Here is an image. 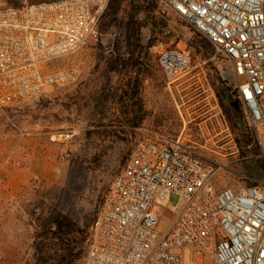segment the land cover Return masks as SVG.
<instances>
[{"label":"built area","instance_id":"built-area-1","mask_svg":"<svg viewBox=\"0 0 264 264\" xmlns=\"http://www.w3.org/2000/svg\"><path fill=\"white\" fill-rule=\"evenodd\" d=\"M109 1L0 0V111L79 82L76 67L57 63L99 39ZM157 1L229 62L233 99L264 163V0ZM151 53L168 85L190 72L188 52L171 41ZM129 130L132 146L89 226L82 264H264V179L216 190L190 135Z\"/></svg>","mask_w":264,"mask_h":264},{"label":"rangeland","instance_id":"rangeland-1","mask_svg":"<svg viewBox=\"0 0 264 264\" xmlns=\"http://www.w3.org/2000/svg\"><path fill=\"white\" fill-rule=\"evenodd\" d=\"M99 35L97 41L57 63L59 68L79 70L75 86L48 89L0 111V151L33 150L47 164L46 180L33 178L36 194L29 215L16 223L13 244L3 249L0 264H37L40 247L55 244L58 249V235L49 229L57 216L88 231L132 146V139L120 138L117 131L126 111L132 110V99L122 96L128 76L130 83L135 77L139 81L137 98L149 122L146 127L168 136L181 131L190 135L211 168L213 188L238 190L263 179L264 171L258 167L263 163L261 148L241 109L230 101L229 62L185 20L157 0H113L100 21ZM158 40L171 41L191 59L190 72L170 85L151 53ZM176 202L171 196L168 205ZM169 221L165 211L162 227ZM187 254L194 262L201 258L195 251ZM70 261L63 264H82L83 259ZM47 264H58V259Z\"/></svg>","mask_w":264,"mask_h":264},{"label":"crops","instance_id":"crops-1","mask_svg":"<svg viewBox=\"0 0 264 264\" xmlns=\"http://www.w3.org/2000/svg\"><path fill=\"white\" fill-rule=\"evenodd\" d=\"M147 123L144 120L141 127L150 128ZM36 176L40 181L47 178V164L41 155L33 150L0 151V260L3 249L13 244L16 223L29 215L28 207L36 194L31 183Z\"/></svg>","mask_w":264,"mask_h":264},{"label":"trees","instance_id":"trees-1","mask_svg":"<svg viewBox=\"0 0 264 264\" xmlns=\"http://www.w3.org/2000/svg\"><path fill=\"white\" fill-rule=\"evenodd\" d=\"M4 1L12 5L18 4V0H4ZM112 4H113V0H110L108 7L111 6ZM150 21L153 27H157V22L154 20L153 17H150ZM130 80L131 77L128 76V79L125 83L126 89L123 92L122 96L124 97L127 96L128 98L130 97V99H132L133 101L132 110L130 112L126 111L127 115L124 117L125 119L122 120L124 121V123L118 125L119 127L117 131H119L120 133V134L118 133L119 134L118 136L120 138L124 140L129 138L130 140L132 139L133 141L134 132L129 129L141 127V123L145 118V111L142 107L140 100L137 98L139 81L137 77L134 78L133 83H130ZM230 101L231 104L233 102H236L237 106L239 107V103L236 100L231 98ZM242 136L245 139L244 142L247 143L248 141L246 140L247 137L246 133L243 132ZM126 158L127 155L125 157V160ZM258 167L264 171L263 163H259ZM52 228H54L52 234L58 235V249H56L55 244L40 247L38 249L39 256L37 259V264H47L48 262H53L54 260L57 259H58V264H63V262H66L67 260L68 263L71 262L70 260H72L73 262L76 261L79 262L80 259L84 260L87 249L88 236H89L88 231L85 232L81 230L75 223L69 221L66 217L63 216H57L53 221L49 223V229L52 230Z\"/></svg>","mask_w":264,"mask_h":264},{"label":"water","instance_id":"water-1","mask_svg":"<svg viewBox=\"0 0 264 264\" xmlns=\"http://www.w3.org/2000/svg\"><path fill=\"white\" fill-rule=\"evenodd\" d=\"M232 106H233L234 108H237V103H236V102H233V103H232Z\"/></svg>","mask_w":264,"mask_h":264},{"label":"flooded vegetation","instance_id":"flooded-vegetation-1","mask_svg":"<svg viewBox=\"0 0 264 264\" xmlns=\"http://www.w3.org/2000/svg\"><path fill=\"white\" fill-rule=\"evenodd\" d=\"M237 108H239V107L237 106Z\"/></svg>","mask_w":264,"mask_h":264}]
</instances>
